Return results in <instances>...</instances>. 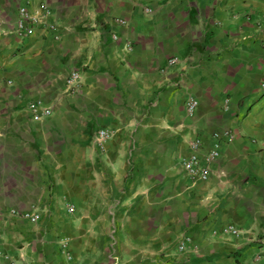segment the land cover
<instances>
[{
  "label": "crops",
  "instance_id": "1",
  "mask_svg": "<svg viewBox=\"0 0 264 264\" xmlns=\"http://www.w3.org/2000/svg\"><path fill=\"white\" fill-rule=\"evenodd\" d=\"M0 233L21 264H264V0H0Z\"/></svg>",
  "mask_w": 264,
  "mask_h": 264
},
{
  "label": "built area",
  "instance_id": "2",
  "mask_svg": "<svg viewBox=\"0 0 264 264\" xmlns=\"http://www.w3.org/2000/svg\"><path fill=\"white\" fill-rule=\"evenodd\" d=\"M45 14L44 16H38L30 13L26 8L20 9V19L18 21V29L22 33L30 32L31 28L28 27V23L38 24L44 20L49 19L52 16V11L50 8L43 6ZM49 24L52 28H56L54 24L49 21ZM179 60L174 58L170 60V64H176ZM82 76L79 71H74L71 73V76L67 80V88L71 92H77L81 88ZM199 101L196 99H190L187 102V110L190 115H194L196 110L198 109ZM31 110L33 111L34 118L36 120L42 119L43 117H48L52 114V110L44 107L41 103H33L31 105ZM229 135V134H226ZM219 135H217L218 137ZM98 137L100 140V144L104 145L105 142L110 139L111 133L105 129H102L98 133ZM220 137V136H219ZM192 154L191 156L185 160L183 166L187 173V175L194 181H207L210 177V170L212 165L218 160L220 156V147L219 144L215 146L213 150H211L207 155H201V143L199 140H194L191 142ZM70 212L75 210L74 205L69 207ZM13 214L20 216L23 219L29 220L31 222L39 221L41 215L37 211H17L14 210ZM229 231L233 232L236 235L240 234L238 228L231 226ZM188 241H190L188 239ZM2 235L0 233V258H5L10 261V264H21L19 260H17L13 255L9 252H6L2 248ZM184 242L181 245V249H185Z\"/></svg>",
  "mask_w": 264,
  "mask_h": 264
}]
</instances>
